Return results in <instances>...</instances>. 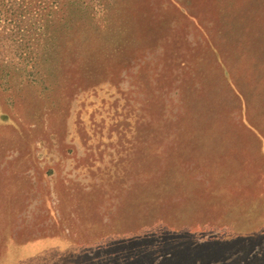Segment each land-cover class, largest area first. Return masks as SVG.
Masks as SVG:
<instances>
[{
	"label": "rangeland",
	"instance_id": "374dc122",
	"mask_svg": "<svg viewBox=\"0 0 264 264\" xmlns=\"http://www.w3.org/2000/svg\"><path fill=\"white\" fill-rule=\"evenodd\" d=\"M38 1L0 6V264H264V0Z\"/></svg>",
	"mask_w": 264,
	"mask_h": 264
},
{
	"label": "trees",
	"instance_id": "16d2710c",
	"mask_svg": "<svg viewBox=\"0 0 264 264\" xmlns=\"http://www.w3.org/2000/svg\"><path fill=\"white\" fill-rule=\"evenodd\" d=\"M17 1L19 4L14 7L13 3ZM39 2L38 0H36ZM34 0H0V6L3 7V11L5 14H9L10 16L19 18V16H23L22 14L25 13H37L40 9V3L38 4H33V2L36 3ZM12 5V6H11ZM33 9V11H32ZM14 21V27L17 28V31L19 29L18 25L20 24V20ZM264 156V154H262ZM262 166H264V158H262Z\"/></svg>",
	"mask_w": 264,
	"mask_h": 264
}]
</instances>
